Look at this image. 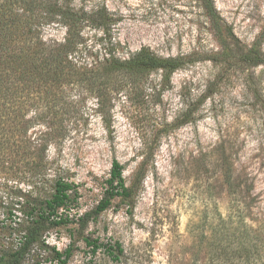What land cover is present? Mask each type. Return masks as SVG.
I'll return each instance as SVG.
<instances>
[{"label": "rangeland", "instance_id": "374dc122", "mask_svg": "<svg viewBox=\"0 0 264 264\" xmlns=\"http://www.w3.org/2000/svg\"><path fill=\"white\" fill-rule=\"evenodd\" d=\"M211 1L219 34L199 0H59L78 13L108 16L105 25L97 14L80 25L85 55L75 59L83 67L102 64L108 49L120 60L148 48L184 61L168 78L113 72L68 87L64 129L52 137L46 162L50 176L74 184L71 223L44 233L21 264H60L55 251L68 248L65 264H193L203 222L227 214L228 181L249 216L264 218V0ZM40 30L47 44L66 38L55 22ZM248 56L262 63H245ZM43 131L36 125L29 136L39 142ZM113 160L133 200L114 199L80 229L78 219L103 196ZM14 183L0 179L2 254L18 248L24 234V225L13 223L20 214L9 215ZM83 237L118 242L123 253L117 261L103 248L92 253Z\"/></svg>", "mask_w": 264, "mask_h": 264}, {"label": "trees", "instance_id": "16d2710c", "mask_svg": "<svg viewBox=\"0 0 264 264\" xmlns=\"http://www.w3.org/2000/svg\"><path fill=\"white\" fill-rule=\"evenodd\" d=\"M199 1L219 34V18L212 1ZM96 14L103 25L109 23L104 12ZM95 15L78 13L59 0H0V179L4 183L16 182L10 186L13 197L9 215L15 210L20 217L13 223L24 225L18 248L0 253V264H21L44 233L71 223L66 213L76 199L74 184L63 177L50 176L46 162L52 137L64 129L61 118L67 111L68 87L86 82L96 84L103 76L110 78L113 72L131 78L161 72V76L168 78L184 61L182 57H157L148 48H142L128 60H120L108 49L102 64L83 67L75 59L85 55L80 25L93 21ZM47 22L64 26L63 43L52 45L43 41L40 27ZM243 61L262 63V59L250 56ZM100 69L99 75L96 72ZM36 125L44 129L39 142L29 136V130ZM122 173L123 167L113 160L103 196L93 210L78 219L80 229L108 209L114 199L131 203L133 186L126 185ZM20 183L28 189L20 188ZM227 187V214H218L213 223L203 222L192 246L193 264H264V218L249 216V204L236 194L230 181ZM83 239L92 253L103 248L113 261L123 253L118 242L102 244L97 239ZM55 255L60 264H65L70 248L61 253L55 251Z\"/></svg>", "mask_w": 264, "mask_h": 264}]
</instances>
